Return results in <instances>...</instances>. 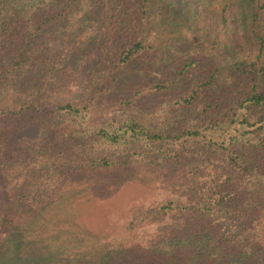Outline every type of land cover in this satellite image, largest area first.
Masks as SVG:
<instances>
[{
    "label": "trees",
    "instance_id": "obj_1",
    "mask_svg": "<svg viewBox=\"0 0 264 264\" xmlns=\"http://www.w3.org/2000/svg\"><path fill=\"white\" fill-rule=\"evenodd\" d=\"M81 1L0 0V264H49L63 250L11 227L22 205L44 203L75 170L128 162L173 165V191L124 217L127 234L88 242L79 255L101 264L134 245L169 258L180 246L176 264H264V0H115L132 17L130 35L113 45L101 37L77 100L64 99L47 76L27 78L34 61L52 73L44 35ZM87 1L113 15L107 1ZM184 33L209 46L205 70L192 76L193 58L129 79ZM95 110L114 114L91 122ZM30 127L40 137L4 153L3 141ZM176 218L174 231L149 227Z\"/></svg>",
    "mask_w": 264,
    "mask_h": 264
},
{
    "label": "rangeland",
    "instance_id": "obj_2",
    "mask_svg": "<svg viewBox=\"0 0 264 264\" xmlns=\"http://www.w3.org/2000/svg\"><path fill=\"white\" fill-rule=\"evenodd\" d=\"M104 1L112 7L110 12L113 15L109 18L107 14L106 16L100 14L99 10L106 6L103 1L98 4V8L90 1L82 0L70 18L50 24L44 35L45 46L39 49L44 68H52V73L46 75V71L34 61L28 73V84H34L41 76H47V81L55 82L59 87L57 97L77 100L82 89L84 71L93 65L94 57H98L97 54L100 52L101 37H106L107 43L113 45L118 33L126 39L131 32L133 21L129 11L121 12V7L115 4V0ZM108 20L111 24L105 30ZM127 20L124 25H127L128 29L120 31V22ZM105 31L109 34L104 35ZM208 47L203 42L191 41L184 33L180 39L173 41L168 52L161 53L164 58L157 60V66L154 68L141 66L139 65L142 63L141 60V63L130 68L129 73H132L134 68L135 71L129 79L154 74L158 67L167 72L177 63L195 58L199 61L192 64L194 68L191 75L194 76L207 68L206 63H209L208 57L211 55ZM109 114H114V110H95L91 112L90 121L95 122ZM40 135L41 131L30 127L26 134L21 135L22 137H16L14 134L4 140L3 151L9 152L4 149L9 150L21 142L23 146L29 145ZM173 173L174 166L171 164L148 167L142 163L133 165L129 162L117 170L100 166L92 170L87 168L75 170L62 180L51 198H47L44 203L34 208L27 206L29 203L22 205L12 220L11 227L14 226L15 230L27 227V232L30 231L31 234L34 232V235L37 231V234L43 237L42 240L49 245L63 248L49 264L52 261L51 264H92L94 259L92 254L79 255L80 249L88 246L89 244H86L88 242L105 241L111 236L127 234L128 230L122 231L123 218L129 216L135 207L153 204L165 193H171L174 188L170 187L176 182ZM2 197L0 194V199ZM26 217L30 219L27 225H24ZM173 220L158 221L156 225L149 227L174 231L179 222L177 218ZM2 234L1 227L0 236ZM51 235H54L52 239ZM35 237L38 238L36 235ZM159 250V248L146 250L133 245L120 254L104 259L101 264H164L166 261L169 264H176L175 257L182 255L183 252L182 247L175 246L171 249L172 255L166 258L165 253Z\"/></svg>",
    "mask_w": 264,
    "mask_h": 264
}]
</instances>
